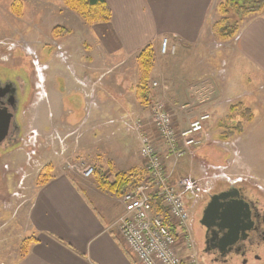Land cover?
I'll list each match as a JSON object with an SVG mask.
<instances>
[{"label":"crops","instance_id":"1","mask_svg":"<svg viewBox=\"0 0 264 264\" xmlns=\"http://www.w3.org/2000/svg\"><path fill=\"white\" fill-rule=\"evenodd\" d=\"M26 1L37 7L35 15L39 20L34 30L37 44L51 49L45 56L48 69L52 70L53 77L65 78L63 89L68 98L66 103H61V93L49 89V96L53 98L49 97L46 103L50 104L48 116L44 115L42 104H32L30 129L36 133L34 143L38 152H42L34 161V170L38 172L47 163L52 170L47 181L33 185L27 213L28 229L22 241L35 240L18 264H138L128 253L119 233L118 222L124 213L122 203L98 185L88 186L81 175L67 172V160L58 152L60 157L53 156V149L57 143L62 147L66 143L59 133L70 135L73 128L82 129L80 151L86 155L94 140L95 147L105 142L122 148L121 142L125 140L122 132H127L128 138L134 136L140 145L136 129H130L129 125L133 126L137 119H145L138 111L143 107L135 91L136 56L149 44H154L163 58H178L170 68L165 65V71L159 66L158 82L153 84L159 86L158 101L174 114L179 128L187 127L203 112L211 114L208 128L209 124L218 127L232 104L241 103L252 110L253 117L244 123L243 130L228 138L230 150L221 149L222 161L229 163L230 175L249 179L242 184L253 189L252 198L257 197L259 188L264 191V177L258 172L264 169V158H259L257 150L246 147L249 141L254 144L256 135L251 131L257 132V143L263 144L260 138L264 139V11L246 18L236 37L218 43L225 60V68L219 72L212 69L208 57H197L198 52L204 55L209 46V25L214 22L213 19L211 22L212 14L216 17L212 8L219 0H106L112 12L111 22L107 24L86 23L65 6L64 0ZM59 24L71 29V33L59 38L52 36V29ZM165 36L177 43L175 55L159 53L160 41ZM56 48L63 56L57 54ZM246 66L252 72L250 75L246 73ZM241 67V76L245 75L248 83L243 76L240 80V74L239 77L234 73L228 75ZM84 77L99 82L84 86L80 83ZM74 94L83 107L84 99L88 102L92 98V108L77 120H65L61 113L74 112L70 105L76 102ZM129 103H133L131 108ZM19 124L25 133L23 121ZM44 128L47 134H39ZM103 130L106 136L102 135ZM54 132L52 141L50 136ZM207 146L206 143L198 149V157H204ZM14 150L16 148L7 154ZM167 166L174 174L188 173L193 177L199 174V170L189 167L187 159L180 164L167 162Z\"/></svg>","mask_w":264,"mask_h":264},{"label":"rangeland","instance_id":"2","mask_svg":"<svg viewBox=\"0 0 264 264\" xmlns=\"http://www.w3.org/2000/svg\"><path fill=\"white\" fill-rule=\"evenodd\" d=\"M15 0H0V84L4 85V82H11L20 95L18 110L12 120V126L10 132L14 130L15 125L19 124V121H23L25 127L24 132L21 130L23 138H18L19 143L15 145L9 144V139L7 138L3 143L0 144V264H18L20 258L22 257L24 248L22 239L27 234V213L31 206V197H32V188L33 185L39 184V177L42 171L49 163L44 164V166L36 172L34 170V161L38 159L42 152H36V145L32 142L33 138L31 136L30 129V118H31V109L34 107L33 105L42 104V108L44 110V115H49V107L50 104H46L49 101V89L52 91L53 89L60 92L62 97H60L61 103H66L68 98L67 93L64 94V86L66 85V80L63 76H54L52 75V70L48 69V62L45 58L48 49L46 47H41L40 44H37L36 41V32L35 24L38 22L39 17L35 15L38 10H35L37 7L32 6L26 0H22L21 12L20 16L16 15L12 11V6ZM221 0H219L220 2ZM218 1L216 2V6L212 8V13H216V17L214 18L212 14L211 22L213 19V23L209 25V38L208 43L209 46L204 51V55L198 52L197 57L206 56L211 60V67L214 71H223L225 68V60L223 56V49L219 47L218 43L223 41L219 39L218 35L214 32V25L218 20H221L222 15L219 13ZM229 14L227 16L230 18V27H232L233 19L236 15L235 11L231 8H228ZM75 12V11H74ZM77 13V12H76ZM78 14V13H77ZM224 15V13H222ZM79 15V14H78ZM80 17V15H79ZM46 18V16H44ZM81 18V17H80ZM238 18V17H237ZM82 19V18H81ZM83 20V19H82ZM61 27L65 31L55 35L54 29L56 27ZM52 36L55 38H59L62 35H66L71 33V29L63 26L62 24L56 25L52 31ZM25 41V43H21ZM36 43V45H34ZM59 46V45H58ZM57 50V48H56ZM159 53L161 50L159 49ZM57 54L59 56H63L62 51L60 50ZM138 55V54H137ZM168 56V55H167ZM169 58V57H167ZM158 55V52L155 49V61L154 66L150 73L149 79V88L152 94V103L158 101L157 88L154 86L153 82L157 81V73L158 68L161 65V69L165 71V65L170 68L172 63H176L178 58L167 59ZM137 59V56H136ZM137 65V60H136ZM135 67L132 68V73H134ZM227 69V68H226ZM138 70V66H137ZM243 67L238 70L231 71L234 73L236 77H239L240 80L243 76L244 82H247L245 75L241 76V71ZM246 73L250 75L252 73L249 67L246 66ZM247 74V75H248ZM84 79H89L93 83V86L98 84L99 80H94L89 77H84ZM138 80H139V71H138ZM137 80V84H138ZM37 84V88L35 86ZM136 84V86H137ZM136 89V88H135ZM38 93L43 92V95H39ZM84 96V95H83ZM76 97L75 103H70L74 112L69 114L67 112L61 113L64 114V119H72L77 120L82 115L87 114L92 108V98L88 99V102L84 99L85 106L83 107V103L79 102V97L74 94ZM53 98L52 96L50 97ZM86 98V97H85ZM51 102V100H50ZM57 104L59 101L54 100ZM140 103V102H139ZM151 103V104H152ZM33 104V105H32ZM52 104V103H51ZM87 104V106H86ZM133 103H129V108ZM143 108L140 111L143 114L142 117L147 119L149 117L150 107L143 105L140 103ZM184 104V103H182ZM140 105V106H141ZM248 106V105H247ZM106 119L102 120L105 121ZM180 123H185L184 121H180ZM221 124V121L219 125ZM46 125V124H45ZM94 128V129H93ZM93 131H95V126H93ZM220 129V128H219ZM218 127L216 125L211 126L209 124V128L207 133L204 135L202 147L208 142L206 136L211 139L210 149L203 153L204 157H194L187 156L180 160L179 164L183 162L184 159H187V163L189 167L193 169L199 170V174L194 176L195 179L200 178H208L211 179L212 189L210 193L219 191L224 189L229 184L224 180L223 173L226 172L224 167L228 169L229 163L222 167V151L220 149L221 142L218 144L212 140L222 141L218 136ZM50 130V129H49ZM47 130L44 128L40 133H45ZM92 131V132H93ZM82 129L73 128L70 131V135H65L64 133H59L60 137L66 143H63V147L61 144L56 145L53 149L55 153L53 156H58V154H62L63 158L67 160L70 164H79L86 163V165L94 166L96 171L101 169L109 175L110 179H113V176L116 172L119 171H130L133 168L136 170L142 171L145 174L144 169V161L139 154L140 146H138V142L135 137L132 136L128 138L127 132H122L123 137L125 136V140L122 143V148L115 147L114 145H110L109 143L102 142L101 146L98 145L95 147V140L91 143V150L87 155L80 151L82 146V137L81 133ZM148 132L157 140V143L164 153L166 152V146L162 140L158 139L157 133L151 128L148 127ZM252 134L256 135L254 137V144L249 141L246 145L247 148L257 150L259 158H264V139L260 138V141L263 143H257V132L251 131ZM68 133V131H67ZM20 134V135H21ZM43 134V135H45ZM106 131L103 130L102 135L106 136ZM248 135V134H247ZM94 138V137H93ZM50 139L53 141L55 139V132ZM139 139V138H138ZM122 140V138H120ZM59 139L56 137V142ZM223 141V142H228ZM22 142V145L21 143ZM74 142V143H73ZM21 145V146H20ZM213 145H217L215 149H213ZM16 146H20L14 150L10 154H4L8 149H12ZM33 147V148H32ZM57 148V149H56ZM90 149V148H89ZM126 149V151H124ZM227 149V148H225ZM198 152V151H197ZM48 157H51L49 155ZM60 157V156H58ZM173 161L172 159L166 160L167 162ZM49 162V161H48ZM174 166L171 164V167ZM34 170V171H33ZM194 171V170H193ZM260 175L264 177V169L258 170ZM195 173V172H194ZM180 174V173H176ZM188 174V173H186ZM79 175V174H78ZM96 173L90 178H83V182L89 185H98V176ZM183 175V174H180ZM191 177L193 175L188 174ZM50 176V175H49ZM82 177V176H81ZM85 179V180H84ZM99 187V186H98ZM131 187V186H130ZM129 187V188H130ZM126 190V189H125ZM123 190V193L126 191ZM104 191V190H103ZM125 191V192H124ZM260 194L264 197V192L259 191ZM108 193V192H107ZM203 192L202 197L197 202L194 201L191 206V218L188 222L187 228H189V232L187 233V238L182 236L179 238L180 242L178 243V248L181 251L183 264H190L188 255L195 254L197 258V262L199 264H215L212 263L210 258L204 254V236L203 230L199 225V219L201 217L203 206L206 204L207 195ZM110 194V193H109ZM259 194V193H258ZM112 195V194H111ZM118 203H122L121 194H114ZM264 199V198H263ZM123 205V203H122ZM191 244V246H190ZM241 264V263H237Z\"/></svg>","mask_w":264,"mask_h":264},{"label":"built area","instance_id":"3","mask_svg":"<svg viewBox=\"0 0 264 264\" xmlns=\"http://www.w3.org/2000/svg\"><path fill=\"white\" fill-rule=\"evenodd\" d=\"M176 49L170 38L162 39L163 55L174 54ZM210 118L209 113H202L187 128L178 129L173 114L163 103L157 102L153 104L147 122L137 120L133 126L130 125L140 134V154L149 171V178L124 194L125 215L120 219L119 229L127 248L139 264H182L178 233L173 229L178 231L187 227L190 218L188 200L197 199L211 188V179L208 178L173 179L172 173L166 169L157 141L146 127L151 126L158 133L167 147V155L177 161L186 155H193L202 144V135ZM81 172L90 177L94 168L88 167ZM223 177L231 179L226 172ZM242 179L238 177L233 182ZM189 263L199 264L195 255L189 257Z\"/></svg>","mask_w":264,"mask_h":264},{"label":"flooded vegetation","instance_id":"4","mask_svg":"<svg viewBox=\"0 0 264 264\" xmlns=\"http://www.w3.org/2000/svg\"><path fill=\"white\" fill-rule=\"evenodd\" d=\"M3 84H0V110L11 112L13 120L18 110L20 95L11 82ZM6 89L9 92L4 93ZM12 120L6 137L9 139L8 147L18 144V138L24 137L18 124H14L15 128L10 132ZM20 143L22 145V142ZM12 150L13 148L8 149L4 154ZM223 191L227 192V198L217 200L215 206H220L214 213L204 218L210 197ZM250 192L252 194L253 189L245 184L228 185L224 189L210 193L206 204L201 208L199 225L203 230L204 254L212 263L264 264V199L261 200L263 196L259 190H257L259 194L254 198ZM229 206L228 215L224 219L225 210ZM237 206L240 208L239 211Z\"/></svg>","mask_w":264,"mask_h":264},{"label":"trees","instance_id":"5","mask_svg":"<svg viewBox=\"0 0 264 264\" xmlns=\"http://www.w3.org/2000/svg\"><path fill=\"white\" fill-rule=\"evenodd\" d=\"M22 3V0L14 1L12 6L14 14L21 15ZM64 4L70 10L77 12L88 24H107L111 22L112 12L106 0H64ZM218 4V11L221 13L222 18L215 23L214 32L223 41L236 37L246 18L264 11V0H221ZM228 8L234 10L238 17H231L233 19L232 27L229 25V15L227 16L229 14ZM64 31L63 28L57 26L54 29V34L58 35ZM136 60L139 71V80L135 89L136 96L140 103L149 106L152 103L149 79L155 61L154 44H149L142 48ZM252 117L253 113L250 108L243 107L241 103L232 104L226 117L221 119L220 125L218 124V128L221 130L220 137L228 139L237 132H241L244 128V123L249 122ZM51 170L52 166L50 164L44 168L39 177V184H43L49 179ZM96 173L99 174L97 176L99 188L111 194L122 195L123 190H128L138 185L145 178V174L142 171L134 168L130 171L116 172L113 179H110L109 175L101 169H98ZM34 240V238H29L23 241L24 251L22 256L28 252L29 244Z\"/></svg>","mask_w":264,"mask_h":264},{"label":"water","instance_id":"6","mask_svg":"<svg viewBox=\"0 0 264 264\" xmlns=\"http://www.w3.org/2000/svg\"><path fill=\"white\" fill-rule=\"evenodd\" d=\"M6 90L7 91H5L4 93L9 92L8 89H6ZM12 117H13V114L11 112H8L6 110H0V143H2L6 139V137L8 135V131H9V128H10ZM226 196H227V192H222L221 194L213 195L211 197V201L209 202L207 208L204 211V218L208 217L210 213H214L216 208L218 206H220V205L215 206L216 203H217V200L223 199ZM229 209H230V206L225 210V216L223 217L224 219L228 215ZM237 210L238 211L240 210V208L238 206H237Z\"/></svg>","mask_w":264,"mask_h":264}]
</instances>
